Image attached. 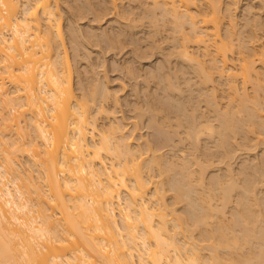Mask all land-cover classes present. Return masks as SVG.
Instances as JSON below:
<instances>
[{
    "label": "clouds",
    "instance_id": "1",
    "mask_svg": "<svg viewBox=\"0 0 264 264\" xmlns=\"http://www.w3.org/2000/svg\"><path fill=\"white\" fill-rule=\"evenodd\" d=\"M0 264H264V0H0Z\"/></svg>",
    "mask_w": 264,
    "mask_h": 264
},
{
    "label": "bare ground",
    "instance_id": "2",
    "mask_svg": "<svg viewBox=\"0 0 264 264\" xmlns=\"http://www.w3.org/2000/svg\"><path fill=\"white\" fill-rule=\"evenodd\" d=\"M214 27V26H213Z\"/></svg>",
    "mask_w": 264,
    "mask_h": 264
}]
</instances>
